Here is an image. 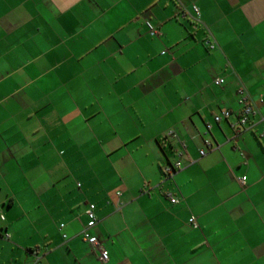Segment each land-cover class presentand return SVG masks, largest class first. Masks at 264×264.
I'll return each mask as SVG.
<instances>
[{
  "label": "crops",
  "instance_id": "crops-1",
  "mask_svg": "<svg viewBox=\"0 0 264 264\" xmlns=\"http://www.w3.org/2000/svg\"><path fill=\"white\" fill-rule=\"evenodd\" d=\"M0 214V264H264V0H0Z\"/></svg>",
  "mask_w": 264,
  "mask_h": 264
},
{
  "label": "built area",
  "instance_id": "built-area-1",
  "mask_svg": "<svg viewBox=\"0 0 264 264\" xmlns=\"http://www.w3.org/2000/svg\"><path fill=\"white\" fill-rule=\"evenodd\" d=\"M195 12L199 14V10L197 7L194 8ZM148 31L151 36H161V32L157 30L155 27H153L150 23H147ZM210 49H214L215 45L213 42L208 41L207 42ZM225 83V80L222 78H219L215 81V84L217 86H222ZM238 96H239V102L243 106L241 113L239 114L238 120L235 124H233V128L235 130V133L238 135H241L242 133L251 130L252 124H251V118L256 116L257 110L250 102V98L248 93L245 91V89L241 88L238 90ZM232 116V112L226 108L222 109L219 115L215 116V122L220 123L223 119H229ZM212 126L210 124L206 127V134H208L211 131ZM169 137H175L176 135L171 132L168 135ZM185 148V144L183 145ZM207 151L201 150L200 155L202 157L206 156ZM182 153L178 154L177 160L173 164H169L168 166H165L163 168V174L166 178H173L177 173H179L183 169V163L181 160ZM247 178L243 177L240 179V182L244 184L246 182ZM118 196H120V193H118ZM170 202L172 204H178L180 200L173 195H169ZM89 222L83 226L81 234L84 238V240L92 247L94 248L100 257V260L102 263H107L109 261V251L105 248V246L94 236L90 234V230L96 226L97 224V218L95 214V206L90 205L88 211L86 212ZM0 220H4V217L0 214ZM189 223L197 227V223L195 218H191L189 220ZM62 228L64 225L61 226ZM8 238V236H7ZM66 238V236H65ZM40 259H37V262ZM36 262V263H37ZM38 264V263H37Z\"/></svg>",
  "mask_w": 264,
  "mask_h": 264
}]
</instances>
